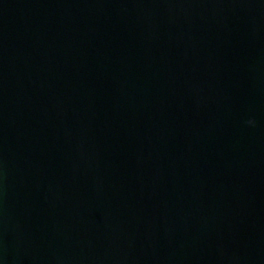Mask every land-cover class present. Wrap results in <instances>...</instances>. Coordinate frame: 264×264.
Wrapping results in <instances>:
<instances>
[{
  "label": "water",
  "instance_id": "95a60500",
  "mask_svg": "<svg viewBox=\"0 0 264 264\" xmlns=\"http://www.w3.org/2000/svg\"><path fill=\"white\" fill-rule=\"evenodd\" d=\"M0 264H264V0H0Z\"/></svg>",
  "mask_w": 264,
  "mask_h": 264
},
{
  "label": "clouds",
  "instance_id": "9594fccd",
  "mask_svg": "<svg viewBox=\"0 0 264 264\" xmlns=\"http://www.w3.org/2000/svg\"><path fill=\"white\" fill-rule=\"evenodd\" d=\"M247 123H248L249 125L255 126V123H256V122H255L254 119H251V120H248Z\"/></svg>",
  "mask_w": 264,
  "mask_h": 264
}]
</instances>
